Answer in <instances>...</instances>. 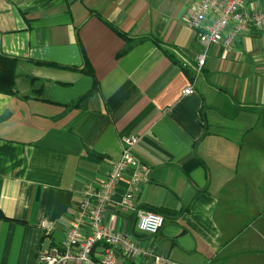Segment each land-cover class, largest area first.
I'll return each instance as SVG.
<instances>
[{"label": "crops", "instance_id": "1", "mask_svg": "<svg viewBox=\"0 0 264 264\" xmlns=\"http://www.w3.org/2000/svg\"><path fill=\"white\" fill-rule=\"evenodd\" d=\"M194 3L0 0V51L18 60L15 93H0V264H41L126 134L147 167L134 206L164 223L139 232L114 203L106 225L177 264H264V32L241 35L230 53L210 48L196 75ZM120 34L131 41L121 55Z\"/></svg>", "mask_w": 264, "mask_h": 264}, {"label": "built area", "instance_id": "2", "mask_svg": "<svg viewBox=\"0 0 264 264\" xmlns=\"http://www.w3.org/2000/svg\"><path fill=\"white\" fill-rule=\"evenodd\" d=\"M247 1L195 0L187 26L196 31L201 46L196 75L210 48L219 46L222 52L230 53L241 35L253 30L264 32V8L250 12L246 7ZM193 90V85H190L184 88L183 94H190ZM138 139L133 134L123 135L120 156L104 177L86 182L69 228L61 241L39 255L41 264H130L142 258L152 259L154 264H177L155 253L153 248L140 244L133 234L112 230L104 221L107 208L115 203L121 210L135 213V228L139 232L154 235L163 226L161 214L134 206V197L147 173V167L131 151ZM125 173L129 178L124 192L120 200L114 202L112 196ZM98 243L101 248L94 255L93 248Z\"/></svg>", "mask_w": 264, "mask_h": 264}, {"label": "trees", "instance_id": "3", "mask_svg": "<svg viewBox=\"0 0 264 264\" xmlns=\"http://www.w3.org/2000/svg\"><path fill=\"white\" fill-rule=\"evenodd\" d=\"M120 35L121 37L124 38L126 44H125V47L119 52V55L125 53L131 47L130 38H128L127 36L123 34H120ZM17 62H18L17 58L5 55L0 51V93L8 94V95H12L15 93L14 84H15V79H16ZM80 70L87 75L93 76L92 68L87 62ZM95 88L96 86L94 83V86L85 95L87 96L91 94L95 90ZM150 211H154V210H150ZM5 218L6 217L0 211V219H5ZM130 233L136 237L133 231L130 230ZM96 247L101 248V244L99 243L96 244L93 248V252L96 250ZM130 264H133V262H130Z\"/></svg>", "mask_w": 264, "mask_h": 264}, {"label": "rangeland", "instance_id": "4", "mask_svg": "<svg viewBox=\"0 0 264 264\" xmlns=\"http://www.w3.org/2000/svg\"><path fill=\"white\" fill-rule=\"evenodd\" d=\"M259 157H260L259 154H257V155L255 156V163L258 162V160H261V164H264V160H262V159H264V157L261 156V159H259ZM257 179H258V178L255 179V182H256Z\"/></svg>", "mask_w": 264, "mask_h": 264}]
</instances>
